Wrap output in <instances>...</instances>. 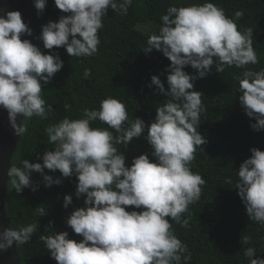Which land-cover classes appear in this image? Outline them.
<instances>
[{"label": "clouds", "instance_id": "clouds-1", "mask_svg": "<svg viewBox=\"0 0 264 264\" xmlns=\"http://www.w3.org/2000/svg\"><path fill=\"white\" fill-rule=\"evenodd\" d=\"M54 3L67 15L43 25L38 38L44 49L64 47L71 57L80 58L97 53L98 30L103 28L109 7L127 14L132 0ZM34 6L42 11L46 0H35ZM242 15L237 11L235 18ZM161 21L158 33L149 36L143 50L156 49L170 60L167 90L157 75L151 77L149 85H155L168 99L156 108L150 124L139 117L130 118L126 105L109 96L100 101L98 109L84 108L80 118L65 117L50 124L46 133L54 148L43 153L42 163L24 159L22 167L12 165L7 170L17 193L27 187L36 190L33 172L41 173L45 187L61 183L45 169L58 170L64 178L76 177L75 195L77 199L83 196L84 206L75 208L66 224L82 238L71 239L67 231L40 236L57 264H189L188 247L175 234L172 222L188 227L190 214H184L189 205L200 200L206 183L190 167L197 148L207 142L198 131L205 109L193 81L205 77L213 65L218 73L226 67L244 69L237 77L239 101L247 116L255 119L251 127L264 130V68H248L259 63L253 30H239L235 20L210 0L170 5ZM23 34L31 36L32 29L19 10L0 15V108L7 111L13 134L19 137L27 132L28 119H47L53 111L42 97V82L49 83L63 67L58 53L43 52L30 40H22ZM186 66L195 69V74L186 72ZM83 76L88 78L90 70ZM70 107L65 104L66 111ZM18 115L23 117L19 124ZM97 120L107 127H92ZM142 135L155 159L142 153L127 166L116 145L126 148ZM250 151L251 156L239 167L235 188L248 218L264 225V150L253 147ZM227 183H232L231 178ZM72 202V195L64 196L65 208ZM37 213L46 214L43 208H37ZM37 228L36 223L3 227L0 252L28 243ZM243 241L248 244L251 237L245 236ZM256 251L247 247L243 254L249 264H264Z\"/></svg>", "mask_w": 264, "mask_h": 264}, {"label": "trees", "instance_id": "trees-1", "mask_svg": "<svg viewBox=\"0 0 264 264\" xmlns=\"http://www.w3.org/2000/svg\"><path fill=\"white\" fill-rule=\"evenodd\" d=\"M205 0H132L127 14H121L109 7L103 18V28L98 30L100 44L98 51L91 57H71L64 47L48 50L38 37L42 26L49 21H57L61 15L54 0H46V6L40 14L37 46L45 53H58L63 67L52 80L42 82V97L47 105L53 106L47 119L33 116L26 121L27 132L20 137L12 165L22 167L24 159L31 163L41 162L45 151L53 150L48 143L46 128L68 117L80 118L84 108H99L100 101L114 97L126 105L130 118L139 117L146 125L156 115V108L168 97L160 94L158 88L151 84L153 75L159 76L167 90L168 65L170 60L161 51L153 49L146 53L150 35L158 33L161 16L166 14L170 5L180 6L191 3H204ZM223 8L229 18H233L241 31L252 29V42L259 59L256 65L248 68H264V0H210ZM240 11L243 15L235 18ZM154 24L147 29L145 24ZM90 70V76L83 73ZM190 74L196 70L191 66L184 69ZM244 69L226 67L222 73L212 70L203 78L193 81L194 90L199 91L205 111L201 114L198 131L205 137L206 143L197 148L191 170L199 173L206 181L202 186L200 200L189 205L188 227L172 222L178 238L187 245L191 255L189 264H249L244 256L247 247H254L256 254L264 258V225L250 220L245 205L235 188L237 172L241 163L251 156L253 147L264 150V130H254V118L247 116L241 107L238 92V79ZM65 104L71 107L66 111ZM92 127H107L99 120ZM111 130V129H110ZM115 134V133H114ZM124 153L126 165L130 166L134 157L148 153L151 146L142 135L126 147L116 145ZM45 173L59 177L60 184L45 187L41 173L33 172L32 184L36 187L24 188L17 193L9 180L6 209L13 228L36 223V233L23 245H16L21 264H57L40 240L41 235H53L55 232L67 231L69 238L79 240L67 226V216L77 207L84 206L83 196L75 195L77 179L75 176L64 178L57 170ZM231 178L232 183H227ZM72 195V204L63 206L65 195ZM37 208H43L44 216H39ZM127 210H132L129 206ZM140 209H137L139 211ZM170 220V218H169ZM52 223H49V222ZM171 222V220H170ZM251 237L245 244L243 238Z\"/></svg>", "mask_w": 264, "mask_h": 264}, {"label": "water", "instance_id": "water-1", "mask_svg": "<svg viewBox=\"0 0 264 264\" xmlns=\"http://www.w3.org/2000/svg\"><path fill=\"white\" fill-rule=\"evenodd\" d=\"M34 2L35 0H0V15L6 11L19 10L23 21L32 29L31 36L23 34L21 39H28L37 46L40 14L35 8ZM22 120V115H18L17 123H21ZM20 137L13 134L8 123L7 111L0 108V230L3 227H12L6 209V196L10 180L6 173L8 168L12 166V159ZM0 264H21L15 244L7 252H0Z\"/></svg>", "mask_w": 264, "mask_h": 264}, {"label": "rangeland", "instance_id": "rangeland-1", "mask_svg": "<svg viewBox=\"0 0 264 264\" xmlns=\"http://www.w3.org/2000/svg\"><path fill=\"white\" fill-rule=\"evenodd\" d=\"M145 28H147V29H153V28H155V26H154V24H145V26H144Z\"/></svg>", "mask_w": 264, "mask_h": 264}]
</instances>
